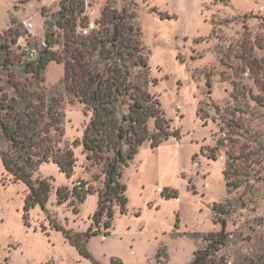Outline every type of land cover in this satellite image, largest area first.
Masks as SVG:
<instances>
[{
    "label": "rangeland",
    "instance_id": "1",
    "mask_svg": "<svg viewBox=\"0 0 264 264\" xmlns=\"http://www.w3.org/2000/svg\"><path fill=\"white\" fill-rule=\"evenodd\" d=\"M107 1L85 0L88 29ZM114 1L118 9L133 7L155 80L150 91L177 134L155 148L140 147L123 170L127 212L114 207L109 233L91 236L85 245L89 257L81 255L63 233L90 228L98 196L93 191L80 201L72 192L81 182L98 188L102 177L95 179L100 168L86 160L81 143L89 116L63 89V66L51 62L44 87L60 103L58 147L72 153V173L67 177L57 164L41 163L32 178L49 179L52 189L44 207L35 205L25 218L28 187L13 182L0 156V264H188L206 246L194 234L223 229L214 221L213 205L239 197L249 203L226 218L229 237L212 264H243L244 256L264 255V0ZM58 10L59 0H0V44L12 59L6 69L0 52V90L13 93L8 75L21 84L31 80L20 64L28 60L27 49L38 53L43 47L45 22L54 23ZM11 22L20 35L14 44L4 35ZM199 106L206 120L197 115ZM228 124L238 126L235 133ZM223 133L226 147L209 158L207 150ZM228 150L244 157L239 167L254 175L230 196L224 183ZM58 189L69 195L59 198ZM164 190L177 197L163 198Z\"/></svg>",
    "mask_w": 264,
    "mask_h": 264
},
{
    "label": "trees",
    "instance_id": "2",
    "mask_svg": "<svg viewBox=\"0 0 264 264\" xmlns=\"http://www.w3.org/2000/svg\"><path fill=\"white\" fill-rule=\"evenodd\" d=\"M85 11V0H59L54 23L45 22L43 47L36 57L20 64L22 73L29 74L31 80L25 79L27 84H21L8 75L7 83L13 93L0 90V156L13 182H23L28 187L25 218L35 205L44 207L52 189L49 179L32 178L41 163L53 162L67 177L71 176L73 155L70 150L58 147L63 134L60 103L44 87L46 67L51 62L61 64L63 89L83 105L89 116L81 142L83 152L91 165L100 168V175L95 179L102 177L100 187H86L81 182L72 192L80 201L87 193H97V209L90 228L85 233H63L81 255L89 257L85 245L91 236L109 233L114 207L121 214L127 212L123 170L135 159L142 145L147 143L155 148L177 133L171 132L158 97L150 91L155 80L150 76L149 53L133 7L124 5L118 9L114 0H108L93 29H88ZM11 25L4 35L11 37L14 44L20 35L13 29V22ZM79 28L86 31H78ZM8 49L5 43L0 44L6 69L12 62ZM197 115L202 120L209 117L201 106ZM227 127L230 134L238 128L230 124ZM227 138L225 133L217 138L215 147L207 150V156L215 159L216 152L226 147ZM225 153L224 183L230 196L244 190L254 175L239 167L244 157L235 156L229 150ZM57 195L66 198L69 192L58 189ZM161 196L170 199L177 194L164 190ZM249 200L227 198L213 205L214 221L223 229L218 233L194 234V238H201L206 246L197 249L188 264H212L214 254L226 245L229 237L225 231L226 218L246 208ZM242 262L264 264V255L244 256Z\"/></svg>",
    "mask_w": 264,
    "mask_h": 264
},
{
    "label": "built area",
    "instance_id": "3",
    "mask_svg": "<svg viewBox=\"0 0 264 264\" xmlns=\"http://www.w3.org/2000/svg\"><path fill=\"white\" fill-rule=\"evenodd\" d=\"M26 30L31 31L33 29L32 22H27L24 24ZM27 54L29 59H33L36 56V50L35 49H27Z\"/></svg>",
    "mask_w": 264,
    "mask_h": 264
}]
</instances>
